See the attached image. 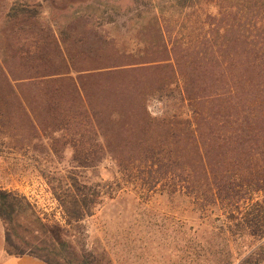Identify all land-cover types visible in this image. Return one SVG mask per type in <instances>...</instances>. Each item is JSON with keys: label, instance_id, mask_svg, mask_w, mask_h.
I'll return each instance as SVG.
<instances>
[{"label": "trees", "instance_id": "16d2710c", "mask_svg": "<svg viewBox=\"0 0 264 264\" xmlns=\"http://www.w3.org/2000/svg\"><path fill=\"white\" fill-rule=\"evenodd\" d=\"M215 7L214 15L205 14L203 35L189 44L167 39L155 14L156 51L138 58V64L116 60L85 69L77 79L49 71L53 67L47 65L37 83H21L39 89L34 101L40 109L33 108L25 118L33 130L46 124H54L57 132L75 129L77 147L85 146L89 134L97 141L104 138L114 149L111 159L130 172H142L148 191L159 186L179 190L204 210L222 212L217 229L224 239L231 238L222 264H264V198L240 204L248 201V192L264 193V0H215ZM144 11L140 19L151 13ZM19 14L34 19L32 12ZM150 46L146 44L147 50ZM69 66L73 69L72 60ZM2 68L0 94L5 101L20 102L18 96L29 101L19 88L24 85L18 86L17 95ZM164 69L166 76L152 73ZM151 97L187 105L188 117L180 110L152 117L146 104ZM86 152L80 159L83 165L96 159ZM118 187L107 199L116 196ZM51 193L64 221V227L48 226L51 233H67V227L94 215L105 199L72 177ZM22 207H30L24 197L0 190L6 253L54 264L11 240L7 226ZM250 239L259 245L255 250L247 245ZM237 241L242 244L234 255L229 245Z\"/></svg>", "mask_w": 264, "mask_h": 264}, {"label": "rangeland", "instance_id": "374dc122", "mask_svg": "<svg viewBox=\"0 0 264 264\" xmlns=\"http://www.w3.org/2000/svg\"><path fill=\"white\" fill-rule=\"evenodd\" d=\"M147 9L151 13L140 19ZM24 11L34 19L19 14ZM215 13V0H0V66L17 95L18 86L24 85L19 88L29 100L18 96L20 102H7L0 94V190L15 192L30 204L29 210L19 208L7 226L14 244L28 245V252L54 264H222L231 238L224 239L217 229L223 223L221 211H206L179 190L159 186L148 191L142 172H130L111 159L114 149L104 138L97 141L89 134L85 146L77 147L71 127L57 132L54 124L33 125V130L25 116L39 108L34 101L39 89L21 84L37 83L47 65L53 67L49 71L77 79L85 69L116 60L138 64V58L156 51L155 14L167 39L189 44L206 30L205 14ZM71 60L76 71L70 69ZM152 73L168 75L165 69ZM146 104L152 117L178 110L183 117L189 115V107L174 100L164 103L151 97ZM86 151L96 159L83 165ZM69 177L105 199L94 215L67 227V233L53 229L54 234L48 226L64 227V221L51 188ZM117 185L116 196L107 199ZM263 194L248 192V201L240 204L260 201ZM241 244L230 243L234 255ZM247 245L256 242L250 239Z\"/></svg>", "mask_w": 264, "mask_h": 264}, {"label": "crops", "instance_id": "0c3cea01", "mask_svg": "<svg viewBox=\"0 0 264 264\" xmlns=\"http://www.w3.org/2000/svg\"><path fill=\"white\" fill-rule=\"evenodd\" d=\"M0 264H46L30 255L10 256L5 250V229L0 220Z\"/></svg>", "mask_w": 264, "mask_h": 264}]
</instances>
